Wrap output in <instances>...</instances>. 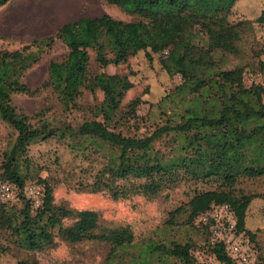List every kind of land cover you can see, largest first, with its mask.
Returning <instances> with one entry per match:
<instances>
[{
  "label": "trees",
  "instance_id": "16d2710c",
  "mask_svg": "<svg viewBox=\"0 0 264 264\" xmlns=\"http://www.w3.org/2000/svg\"><path fill=\"white\" fill-rule=\"evenodd\" d=\"M9 1L0 0V8ZM104 1L137 20L122 22L108 15L81 17L19 50H0V121L17 132L16 147L24 151L38 140L67 138L72 140L67 144L72 150L100 154L105 163L91 182H80L79 189L93 194L104 192L113 200L132 195L156 197L183 177L181 170L194 179L215 182L216 189L196 193L187 204L171 212L169 224L181 215L185 224H192L212 206L226 205L235 219V234L254 242V235L245 229V218L256 195L245 194L236 185L243 179L264 177V87H244L242 67L223 70L214 61L218 52H237L240 36L250 22L213 21L201 13L213 0ZM256 22L264 24V12ZM56 40L68 53L62 61L49 63L45 86L56 95L63 111L77 107L83 90L91 94L100 91L103 99L89 108L91 117L77 127L62 124L60 128L44 125L32 129L27 117L13 108L12 96L35 94L37 90L31 91L23 76ZM90 52L99 68L124 64L140 52L149 62L158 55L162 70L181 77L175 92L182 99L192 97L180 121L157 127L148 136L124 135L118 128L137 118L139 100L129 102L124 111L121 103L132 83L126 76L92 74ZM170 135L176 143L175 152L181 154L166 158L154 144ZM15 166L16 162L7 157L0 165V181L19 191L15 203L0 202V230L8 233L16 247L41 252L53 248L56 237L71 245L106 243L115 252H124L132 245L129 227H101L94 211L55 205L53 189L44 179L27 182L32 177L23 179ZM28 184L43 187L38 208L23 196ZM210 224L203 228L208 230ZM207 245L219 263L235 264L222 243L208 241ZM149 250L160 248L149 246ZM191 250V245L172 243L168 253L184 264H198Z\"/></svg>",
  "mask_w": 264,
  "mask_h": 264
},
{
  "label": "rangeland",
  "instance_id": "374dc122",
  "mask_svg": "<svg viewBox=\"0 0 264 264\" xmlns=\"http://www.w3.org/2000/svg\"><path fill=\"white\" fill-rule=\"evenodd\" d=\"M213 0L202 8V14L217 23L235 24L250 22L240 36L235 53L218 52L214 61L223 70L243 68V86L256 85V75L264 70V24L256 19L264 12V0ZM232 1V0H231ZM111 18L131 22L137 20L104 0H10L0 8V50L15 51L33 40L53 35L59 27L81 17ZM250 27V28H249ZM68 51L59 41H54L41 56L39 62L27 70L23 76L24 84L35 91L33 95L12 96V106L18 114L27 117L32 129L48 125L60 128L62 124L77 127L83 120L91 117L90 107L99 105L103 99L100 91L93 94L83 90L77 100V107L63 111L56 95L45 86L48 66L52 61H62ZM90 52V72L126 76L132 83L121 103L125 111L129 102L138 99L136 119L124 122L118 128L124 135L148 136L157 127L166 123L175 124L192 99H184L175 90L181 84L179 75H168L160 67V57L155 55L149 62L140 52L124 64L99 68ZM17 132L0 121V165L4 157L16 162L15 170L23 179H44L53 189V203L65 205L72 210H90L99 216L101 227H129L133 242L124 252L113 251L112 246L95 241L71 245L55 238V246L41 252L22 250L12 243L6 231L0 230V264H184L169 256L172 243L191 245V253L198 264H221L208 248L209 229L196 220L185 224V216L176 217L169 224L170 213L181 207L198 192L216 189L215 182L197 180L183 174L174 186L163 189L156 197L132 195L125 199L113 200L107 193H88L80 191V182L89 183L93 175L101 169L105 159L100 154L70 149L71 139L51 138L31 143L26 150L16 147ZM176 143L172 135L163 137L154 144L166 158L181 153L175 152ZM0 168V173H1ZM237 190L256 195L248 206L245 229L254 235L247 249L255 264H264V177L241 180ZM151 247L160 250L151 252ZM116 256L114 257V254Z\"/></svg>",
  "mask_w": 264,
  "mask_h": 264
},
{
  "label": "built area",
  "instance_id": "2783aa9c",
  "mask_svg": "<svg viewBox=\"0 0 264 264\" xmlns=\"http://www.w3.org/2000/svg\"><path fill=\"white\" fill-rule=\"evenodd\" d=\"M258 81L256 85L264 87V70L256 75ZM18 189L11 184L0 181V202L13 204L17 201ZM23 196L30 202L33 208H38L42 204L43 187L38 184H28L22 190ZM203 225H209L210 244L222 243L225 246L228 257L235 264H253L242 235L234 232L235 219L226 205L212 206L211 209L198 218Z\"/></svg>",
  "mask_w": 264,
  "mask_h": 264
}]
</instances>
